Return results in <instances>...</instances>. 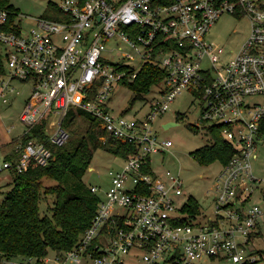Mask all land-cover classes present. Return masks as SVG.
Masks as SVG:
<instances>
[{"label": "built area", "instance_id": "1", "mask_svg": "<svg viewBox=\"0 0 264 264\" xmlns=\"http://www.w3.org/2000/svg\"><path fill=\"white\" fill-rule=\"evenodd\" d=\"M54 5L60 17L35 18L27 30L12 19L8 23L15 12L0 8V45L9 68L0 78V100L9 102L13 79L29 84L19 113L23 132L14 145L16 161L0 159V170L21 172L31 159L46 164L50 145L67 140L63 122L70 107L95 120L102 141L111 137L133 150L108 172L106 190L90 185L99 201L74 247L51 250V259L3 257L1 264H194L203 258L264 264L263 249L252 245L264 223V176L252 167L264 138V0H57ZM223 14L249 20L248 35L227 59L222 46L206 39ZM108 43L125 45H118L115 62L105 57ZM145 63L166 72L165 89L143 118L112 114L107 103L114 87L133 80ZM183 89L198 100V121L207 130L221 126L233 149L211 189L214 216L203 225L196 220L199 213L182 211L187 202L176 204L182 193L178 175L167 170L163 181L150 167L151 154L172 145L157 137L152 122ZM44 117L45 139L24 142Z\"/></svg>", "mask_w": 264, "mask_h": 264}, {"label": "trees", "instance_id": "2", "mask_svg": "<svg viewBox=\"0 0 264 264\" xmlns=\"http://www.w3.org/2000/svg\"><path fill=\"white\" fill-rule=\"evenodd\" d=\"M0 8L11 9L10 0H0ZM12 17H8L10 23ZM0 60V71H2ZM166 72L157 65L145 63L131 80H123L142 97L151 87L165 77ZM46 117L22 138L45 139ZM68 132L67 140L61 145H50L51 157L42 165L31 159L21 172L12 170L10 189L0 202V264L3 257H34L36 260L50 250L66 251L74 247L82 232L88 227L95 213L99 196L90 190L83 176L89 168L93 153L103 148L117 156H126L133 150L130 144L107 137L102 141L103 131L95 128V120L85 112L70 107L63 122ZM211 143L196 149L192 155L203 164L215 160L225 164L233 154L231 145L224 140L221 126L207 130ZM17 154L6 156L13 164ZM52 181L45 184V181ZM53 196L47 203L49 214H40V203ZM196 200L189 198L182 211L199 213ZM41 264V263H35Z\"/></svg>", "mask_w": 264, "mask_h": 264}, {"label": "rangeland", "instance_id": "3", "mask_svg": "<svg viewBox=\"0 0 264 264\" xmlns=\"http://www.w3.org/2000/svg\"><path fill=\"white\" fill-rule=\"evenodd\" d=\"M57 0H10V6L15 14L12 21L20 22L21 27L27 30L32 26L34 19L38 17H60L61 12L55 7ZM249 31V20L242 16L237 18L231 14L221 15L210 28L206 39L210 41L215 48L222 46L226 59L239 48L242 41L246 38ZM117 43L114 45L108 43L109 50H105L106 59L115 62L121 56ZM113 46V49L111 48ZM111 48V49H110ZM0 60L2 71L0 78L9 73L6 60L4 59L3 48L0 45ZM12 85L14 92L8 93V96H16L15 100L4 104L0 100V130H10L13 125L12 134L19 135L23 132V124L19 119V113L23 107L26 97L29 95V84L21 83L13 79ZM165 89V84L159 82L153 85L150 91L142 97H135L134 92L127 84H117L111 92L108 100V109L114 114L123 113L127 118H143L149 111L150 103L159 96L160 91ZM18 91L16 94L15 91ZM12 102V103H10ZM198 100L188 91L182 90L176 94L174 100L170 102L167 110L157 115L152 128L159 139H169L172 145L164 152L153 153L150 156V167L152 175L165 181L166 171L169 170L173 175H178L182 183V193L175 196L177 205L188 202V199L196 200L199 205V215L196 220L200 224H205L208 217L214 216V202L212 200L213 191L211 190L215 182L217 173L221 170V162L215 160L209 164L201 163L192 153L205 144L211 143V136L206 129V125L199 120ZM174 122L175 125L167 128L163 124ZM257 158L253 160V172L258 176H264V138L259 142L256 149ZM2 159V156H0ZM123 164L120 156H117L103 148L94 151L89 168L83 176V180L88 185H95L104 191L109 186V174L111 169H116ZM11 168L0 170V202L5 193L10 189L12 182ZM52 181H45L50 184ZM47 201L40 203V214H49L47 203L52 204L53 196H47ZM252 201H257L254 197ZM257 202H260L259 200ZM260 234L252 240V245L261 248L264 251V223L259 225ZM48 258L53 257V252H48ZM126 261V258H125ZM194 264H232L228 261L203 258L197 260Z\"/></svg>", "mask_w": 264, "mask_h": 264}, {"label": "crops", "instance_id": "4", "mask_svg": "<svg viewBox=\"0 0 264 264\" xmlns=\"http://www.w3.org/2000/svg\"><path fill=\"white\" fill-rule=\"evenodd\" d=\"M16 96H12L11 98L9 96V98L11 99V101L15 100ZM14 102V101H13ZM12 103V102H10ZM6 104V103H4ZM14 129V126L11 125L10 126V130L7 129H1L0 130V148H1V152H2V159L6 158L7 155H10L12 153V149L14 148L15 145V141L20 137L19 135H14L12 134V130Z\"/></svg>", "mask_w": 264, "mask_h": 264}, {"label": "water", "instance_id": "5", "mask_svg": "<svg viewBox=\"0 0 264 264\" xmlns=\"http://www.w3.org/2000/svg\"><path fill=\"white\" fill-rule=\"evenodd\" d=\"M175 124L176 123H174V122H168V123L163 124V127L164 128H167V127L172 126V125H175Z\"/></svg>", "mask_w": 264, "mask_h": 264}]
</instances>
